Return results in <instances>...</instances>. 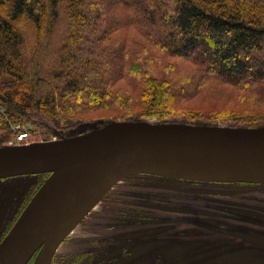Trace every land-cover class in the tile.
<instances>
[{"label":"trees","instance_id":"obj_1","mask_svg":"<svg viewBox=\"0 0 264 264\" xmlns=\"http://www.w3.org/2000/svg\"><path fill=\"white\" fill-rule=\"evenodd\" d=\"M25 20L37 29L40 56L30 60L18 27ZM132 28L145 41L121 40ZM176 59L192 72L178 75ZM207 80L245 85L264 102V0H0V129L12 135L36 115L66 128L104 110L116 121L177 122L171 106ZM231 122L264 126V118Z\"/></svg>","mask_w":264,"mask_h":264},{"label":"water","instance_id":"obj_2","mask_svg":"<svg viewBox=\"0 0 264 264\" xmlns=\"http://www.w3.org/2000/svg\"><path fill=\"white\" fill-rule=\"evenodd\" d=\"M50 174L0 244V264H51L63 240L124 178L264 185L259 128L112 122L59 141L0 147V180ZM264 244V241H258Z\"/></svg>","mask_w":264,"mask_h":264},{"label":"flooded vegetation","instance_id":"obj_3","mask_svg":"<svg viewBox=\"0 0 264 264\" xmlns=\"http://www.w3.org/2000/svg\"><path fill=\"white\" fill-rule=\"evenodd\" d=\"M24 177L29 176L0 180V244L37 192L33 186L17 180ZM169 181L171 184L162 180L155 188L166 194L176 182L204 185ZM225 185L235 190H228L222 197L216 195L218 210L200 212L205 221L199 222L190 211L185 212L174 197L168 200L153 194L140 181L123 180L63 240L51 264H239L244 259L239 255V230L235 237L220 228L225 219L236 222L239 228V210H229L239 209V201L232 206L227 199L235 197L239 200V189L255 196L264 190V185ZM150 198L157 200L152 202ZM245 199L251 200L248 207L264 214V196ZM187 207L193 210L196 205L189 203ZM255 214L254 225L264 232V216ZM213 219L217 220V227L209 226L208 221ZM249 239L258 245V249L264 250V244L258 242L264 238ZM42 253L43 248L28 264H39Z\"/></svg>","mask_w":264,"mask_h":264},{"label":"rangeland","instance_id":"obj_4","mask_svg":"<svg viewBox=\"0 0 264 264\" xmlns=\"http://www.w3.org/2000/svg\"><path fill=\"white\" fill-rule=\"evenodd\" d=\"M64 21L65 17L56 24L55 33H53L54 35L51 37V39H49V45H55L50 48L52 52H57L59 45H61L65 37L67 24L64 23ZM18 27L24 33L26 38L25 55H28L26 57L29 60L30 56L33 54L35 57H39V45L37 43V29L35 25L32 22L25 20L21 24H18ZM120 38L121 40H133L138 38L139 41H145L143 36L139 35L137 32V29L133 28L122 31L120 33ZM34 60L36 59L34 58ZM31 62L32 61H30V63ZM174 62L178 75H188L189 72H192V69L189 70V68H192L190 66L192 64L186 60L176 59ZM197 87L198 89L195 91V93L187 98L188 101L184 102L183 104L181 102L177 104V106H171V109H173L175 112H172L169 118H171L170 120L177 119V122L161 123L154 118L147 119L145 122L155 124L193 125L190 123L194 117V119L198 118L209 122L211 125L226 127L233 124V122H231L233 119H238V126H243L244 123L252 121L253 119L256 120L259 118H264V102L258 103L256 101V94L252 93L250 90H246L245 88L247 87L245 85L233 87L231 85L225 84L222 81L207 80L202 84H199ZM183 113L187 114L188 116L183 115ZM109 115L112 114L106 110L89 114V117H86L83 121L74 122L67 128L64 126V124H62L60 127L55 126V124L51 123L49 120L36 115L35 123L24 122L22 124V129L29 132V138L27 139L26 143L23 144L29 145L36 143H47L59 141L69 137H78L91 132L93 126L103 127L109 125L112 122H127L116 121L118 119H113ZM16 135H12L10 130L4 131L0 129V147L11 145L10 143L16 139L15 137L20 136L19 134L17 136ZM48 177L49 176L47 175L29 176L19 178L17 180L21 183L24 182L25 184H29L30 187L33 186V188L38 192ZM124 180L140 181V183L145 185L150 191L153 192V194L161 197L164 196L168 200H171L172 197H174V200H176L181 207H184V211H190L199 222L205 221L203 219L204 217H201L200 212H212L218 210L216 206L219 204V200L216 195H220V197H222L228 190H235V188H230L228 186L226 187L225 184L201 182L197 184L204 185L191 186L192 183L176 182L170 186L168 193L161 194L157 188H155V185H157L162 180L166 181L168 184H171L170 181L165 180V178L155 175L142 174L130 176ZM121 183L122 181L117 184ZM21 189H23L22 184ZM239 192V200L235 197H229V200L227 199V202L232 206H234V204L239 201V209L236 207L235 209H229L233 211L239 210V228L238 224L231 221L230 219H225L224 224L220 228L224 229L225 232L234 234V236L239 230V255L244 256V259L239 261V264H264V250L258 249V245L254 244L249 239L255 237L264 238V232L257 230L254 225L255 219H257V217H255V212L258 214H261V212L252 210L250 207H248L247 204L250 203L251 200L245 199L246 197L255 199H259V197L262 198V196H264V190L260 193H257L255 196L244 193L241 189H239ZM156 200V198L149 199V201L152 202H155ZM189 203H194L196 208L189 210L187 207ZM257 203L259 204V202ZM207 205H210L211 207L207 208ZM184 215H186V213H184ZM261 215L264 216V214ZM208 222L209 226L211 227H217L219 225L215 219L209 220Z\"/></svg>","mask_w":264,"mask_h":264},{"label":"built area","instance_id":"obj_5","mask_svg":"<svg viewBox=\"0 0 264 264\" xmlns=\"http://www.w3.org/2000/svg\"><path fill=\"white\" fill-rule=\"evenodd\" d=\"M18 140H24V136H19V139Z\"/></svg>","mask_w":264,"mask_h":264},{"label":"bare ground","instance_id":"obj_6","mask_svg":"<svg viewBox=\"0 0 264 264\" xmlns=\"http://www.w3.org/2000/svg\"><path fill=\"white\" fill-rule=\"evenodd\" d=\"M133 176H134V175H133ZM129 177H130V176H129ZM127 178H128V177H127ZM124 179H126V178H124ZM124 179H123V180H124ZM123 180H122V181H123ZM120 182H121V181H120ZM78 225H79V224H78ZM78 225H77V226H78Z\"/></svg>","mask_w":264,"mask_h":264}]
</instances>
